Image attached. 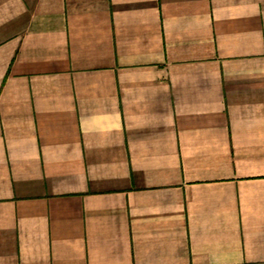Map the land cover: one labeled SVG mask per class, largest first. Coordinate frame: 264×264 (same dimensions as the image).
Instances as JSON below:
<instances>
[{
    "label": "crops",
    "instance_id": "obj_1",
    "mask_svg": "<svg viewBox=\"0 0 264 264\" xmlns=\"http://www.w3.org/2000/svg\"><path fill=\"white\" fill-rule=\"evenodd\" d=\"M0 264H264V0H0Z\"/></svg>",
    "mask_w": 264,
    "mask_h": 264
}]
</instances>
